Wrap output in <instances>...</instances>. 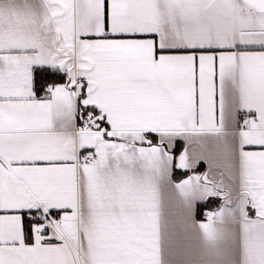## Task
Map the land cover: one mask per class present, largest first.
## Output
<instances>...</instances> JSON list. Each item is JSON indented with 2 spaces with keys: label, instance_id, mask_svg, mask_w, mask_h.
<instances>
[{
  "label": "snow or ice",
  "instance_id": "snow-or-ice-1",
  "mask_svg": "<svg viewBox=\"0 0 264 264\" xmlns=\"http://www.w3.org/2000/svg\"><path fill=\"white\" fill-rule=\"evenodd\" d=\"M0 264H264V0H0Z\"/></svg>",
  "mask_w": 264,
  "mask_h": 264
},
{
  "label": "crops",
  "instance_id": "crops-1",
  "mask_svg": "<svg viewBox=\"0 0 264 264\" xmlns=\"http://www.w3.org/2000/svg\"><path fill=\"white\" fill-rule=\"evenodd\" d=\"M200 219L202 220L203 219V216H201Z\"/></svg>",
  "mask_w": 264,
  "mask_h": 264
}]
</instances>
